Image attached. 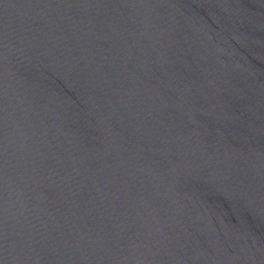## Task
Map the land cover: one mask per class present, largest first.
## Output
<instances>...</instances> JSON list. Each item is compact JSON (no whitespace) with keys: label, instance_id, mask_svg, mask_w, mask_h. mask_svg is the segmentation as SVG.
Here are the masks:
<instances>
[{"label":"water","instance_id":"obj_1","mask_svg":"<svg viewBox=\"0 0 264 264\" xmlns=\"http://www.w3.org/2000/svg\"><path fill=\"white\" fill-rule=\"evenodd\" d=\"M0 264H264V0H0Z\"/></svg>","mask_w":264,"mask_h":264}]
</instances>
